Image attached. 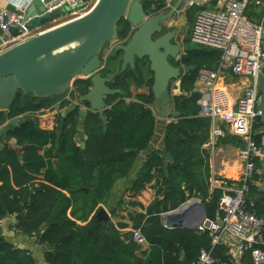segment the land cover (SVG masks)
<instances>
[{
	"label": "trees",
	"instance_id": "trees-1",
	"mask_svg": "<svg viewBox=\"0 0 264 264\" xmlns=\"http://www.w3.org/2000/svg\"><path fill=\"white\" fill-rule=\"evenodd\" d=\"M261 2L264 9V0ZM143 8L147 15L158 14L162 9L158 0H143ZM253 8L250 3L247 16L258 18ZM196 12L197 8H193L185 13L191 26ZM116 28V40L126 42L132 34L128 21L120 19ZM168 31L170 29H163L159 36ZM157 37L155 34L154 39ZM185 41L190 42L189 37ZM113 52L114 56L109 55L105 60L102 73L114 76L108 86L118 94L106 98L104 112H88L85 116L84 149L75 142L78 108L64 117H56L53 130L38 126V121L30 118L25 122L21 120L25 115L50 109L57 101H61L59 108L74 104L88 92L89 80L76 81L68 99H39L16 92L7 117L17 125L0 136V221L15 215L14 226L23 235L37 234L43 247L44 264H192L202 250L211 251L218 261L216 264H232L228 248H212L207 231L168 229L160 222L162 214L178 209L190 199L199 200L205 206L208 219L215 220L218 215L221 192L214 190L209 195L211 169L209 154L203 149L209 140L210 120L198 116V95L194 91L198 71L212 68L219 59L218 53L194 46L180 61L170 60L173 66L188 70L175 82L177 93H171L169 86L170 118L174 121L160 123L158 114L153 111L149 63L137 60L133 70L128 68L117 74L119 69L109 66L121 54ZM131 85L142 86L144 91L132 92ZM158 126L162 127L158 140L161 146L156 148L153 145ZM57 128L61 133L58 137ZM256 128L263 129L261 121ZM8 138L16 141L18 150L3 144ZM50 145H55V163L46 157L45 149ZM140 155L143 156L142 168L129 191L135 198L152 189V201L147 207L134 204L142 213H129L131 227L117 219L99 222L96 213L116 181L128 177ZM11 163L15 164L21 180L16 186L8 168ZM258 177L254 180L258 181ZM259 194L252 185L247 205L250 212L264 221V199H260ZM20 206L23 207L18 210ZM137 229L145 238V244L133 240L132 231ZM262 236L264 241V226ZM259 249L264 252V245ZM0 264L37 262L28 250L15 248L0 238ZM241 264H252L248 254Z\"/></svg>",
	"mask_w": 264,
	"mask_h": 264
},
{
	"label": "built area",
	"instance_id": "built-area-1",
	"mask_svg": "<svg viewBox=\"0 0 264 264\" xmlns=\"http://www.w3.org/2000/svg\"><path fill=\"white\" fill-rule=\"evenodd\" d=\"M96 1L83 4L81 0H53L43 4L40 0L47 13L60 8L66 10L56 25L64 24L69 17L83 16ZM158 1L162 8L159 13L168 12L176 2ZM250 3L256 9L263 6L261 0H187L175 14L180 22V18L185 16L188 9L197 8L189 33L190 43L213 50L219 55L212 68H202L198 71L194 86V91L198 95V116L210 120L209 140L203 146L209 154V163L214 161L218 140L227 133L244 143V148L238 152V159L242 164L238 180H219L213 173L210 174L209 188L221 192L217 204V217L221 225L215 222L216 219L210 220L206 217L196 229L208 232L212 248L227 247L233 264H241L246 254L249 255L252 264H264V252L259 249L264 245L262 236L264 221L250 212L247 205L250 188L252 185L256 186L254 178L260 173L258 163H264V132L263 129L256 128L261 121L257 81L264 67V11L262 14L255 13L259 15L258 18H249L247 10ZM26 7L15 13L0 11V29L6 34V39L0 47V54L44 29L24 31L15 38L8 35L10 29L23 28ZM167 27L172 28L173 22L167 24ZM230 83L235 84L233 90L228 88ZM176 84L174 93H177ZM68 97L69 95L65 99ZM57 108L58 104L52 109ZM48 111L49 109L45 110V113ZM157 120L161 119L157 117ZM162 120L174 121L170 117ZM13 231L22 234L15 226ZM132 233L135 242L146 243L140 230H133ZM29 237L36 246L43 249L37 234ZM28 253L30 254L29 251ZM217 262L211 251L202 250L192 264Z\"/></svg>",
	"mask_w": 264,
	"mask_h": 264
},
{
	"label": "water",
	"instance_id": "water-1",
	"mask_svg": "<svg viewBox=\"0 0 264 264\" xmlns=\"http://www.w3.org/2000/svg\"><path fill=\"white\" fill-rule=\"evenodd\" d=\"M37 1L28 4L23 28L10 29L8 35L15 38L24 31L50 28L0 54V136L17 125L16 121L6 123V117L18 90L32 93L39 99L61 97L70 94L76 81L89 80L91 86L85 95L78 98V105L86 106L93 113L104 112L107 109L106 98L118 94V91L108 86L114 76L103 75L100 53L104 46L116 41V25L122 18L130 24L132 34L126 42L115 47L121 54L117 74L124 73L128 68L133 70L137 60H147L153 80V110L161 119L157 121L163 123L162 119L171 116L169 86L184 74L181 68L170 64V60L176 59L181 50L174 42L178 31L172 29L157 39L154 35L162 33L163 23L171 20L187 0H176L168 12L154 15L146 14L143 0H97L86 14L60 26L56 24L66 10L60 8L47 13L45 6ZM89 2L91 0H81L83 4ZM4 39L6 34L0 29V47ZM257 87L260 92L258 110L264 130V67ZM27 120L24 117L21 121ZM138 159L143 160V156ZM259 198L264 199V195ZM95 217L99 222L110 220L102 208ZM205 218V206L200 201H192L162 214L160 222L168 229L196 230ZM215 222L221 225L219 217Z\"/></svg>",
	"mask_w": 264,
	"mask_h": 264
},
{
	"label": "crops",
	"instance_id": "crops-1",
	"mask_svg": "<svg viewBox=\"0 0 264 264\" xmlns=\"http://www.w3.org/2000/svg\"><path fill=\"white\" fill-rule=\"evenodd\" d=\"M32 1L33 0H0V11H9V12L15 13V12L22 10L26 6H28V4H31ZM52 1L53 0H41V2L43 4H47V3L52 2ZM37 2H39V0ZM62 24H59L58 26H60ZM49 28L50 27H47V29H49ZM47 29L44 28V30H42L41 32L38 31V33L35 34L33 37L38 36L39 34H41L42 32H44ZM120 43H122V42H118L116 40L114 43L107 44L108 47L106 45L102 48L101 53H100V59L103 62V66H104L105 60L109 57V55H110V57L114 56L113 51L115 50L116 45H118ZM111 52H113V53H111ZM104 54L106 55L105 57H103ZM120 63L121 62H120V57H119V58L115 59L114 62H112V65L109 67L111 69L114 68L115 70H118ZM177 85L178 84H176V86ZM132 86H134V87H132ZM233 87H235L234 83H230L228 85V88L230 90H233ZM134 89L136 90L137 86L131 85V91L132 92ZM18 91H21V90H18ZM143 91H144V89H143ZM140 92H142V91H140ZM174 92H176V91H174ZM25 95H32L33 97H35L32 93L25 94ZM51 98H66V95L61 96V97H51ZM60 103H61V101L55 102L54 104H52L50 106V109L54 108V106L57 104H58V108H59ZM74 108H78V116H77V121H76L75 142L77 143L78 146H81V148H82V144L83 143L85 144V141H86V137L84 135V130H83L84 119H85V116L87 115V113L90 112L86 106H84V105L80 106L77 103H75V104H71V105L59 108L58 112H57V109L56 110L52 109V111L50 113L48 111V113L46 114L45 110H41V111L36 112L34 115L29 114V115H25L24 117L30 118V120H33V121H38V126L39 125L43 126L47 130H53L56 127L55 118L58 116L64 117ZM7 122H9L8 117H6V123ZM0 128H1V126H0ZM263 132H264V130H263ZM56 133H57V137L59 135H61L59 128H57ZM159 136H160V133H159ZM158 138L156 137V139H158ZM2 142H3V144L6 143V145L8 147H10L14 150L19 149L16 141L12 138H8L6 141L4 140ZM160 143H161V141H160ZM54 148H55V145L54 146L50 145L45 149L48 151V154L46 155V157H47V159H50L52 161V163L56 162V159L53 156L54 155L53 152H55L53 150ZM84 148H82V149H84ZM242 148H244V143L240 139H238V138H236V137H234L228 133L218 140L217 145H216V154H215L214 161L210 163L211 173H213L215 175V178H218L219 180H227V181H236L239 179V177L241 175V171H242V164L238 159V152ZM50 150H52V153ZM228 153L229 154L232 153L233 156H236V158L235 157H229ZM19 154L20 153H18V160L20 158L19 161H21L22 159H21V156H19ZM52 156L54 159L52 158ZM258 167L260 169V173L258 175L259 179H258V181H256V187H257L258 193H261L258 195V197H259L260 195H263L262 192H264V163L259 162ZM8 168H9L14 186L18 185V183L21 180H20V178L17 177L18 173L16 172L17 169H16L15 164L11 163L8 166ZM141 168H142V160L136 161L135 164L133 165L132 170L130 171V174L128 175V177L116 181L111 193L109 194V196H108V198L104 204H106V203L108 204L109 200L112 197L117 196V194L121 195L122 192L119 191V193H118L116 191L119 188V186L124 187V185H125V187H126L125 192L130 199H138L139 198V200H137L135 202H131L132 207H135L134 204H138V203H140L144 207H147V205L152 200L143 204L141 202V198H140L143 194H145L144 192H146V191H144L143 193H141L139 196H137L135 198L132 197L133 193L129 191V188L131 186L132 181L135 179V177L137 176V174ZM121 183H125V184L121 185ZM212 193H213V191L211 189H209V195H212ZM190 200H191L190 202L199 201L196 199H190ZM123 202L125 203V201H123ZM187 202H189V201H187ZM102 209H104L107 212V214L110 217V220H116V219L118 220L119 218H122L121 216H119L120 212L117 213L116 210H114V207H112L110 209L111 214H112L111 216H110V211L108 212V210H106L104 207H102ZM138 209H139L138 213H142L140 208H138ZM132 211L133 210H127V214L129 215V213ZM15 222H16V216L15 215H10V216H7L4 219H2V221L0 222V238L4 239L7 243L13 245L15 248L28 250L30 252L31 256L36 260L37 264H44L43 255H42L43 249L36 246L34 241L30 237L25 236L23 234L14 233L13 226H14ZM228 255L230 256V260L232 261V258H231L229 251H228ZM232 264H233V262H232Z\"/></svg>",
	"mask_w": 264,
	"mask_h": 264
},
{
	"label": "rangeland",
	"instance_id": "rangeland-1",
	"mask_svg": "<svg viewBox=\"0 0 264 264\" xmlns=\"http://www.w3.org/2000/svg\"><path fill=\"white\" fill-rule=\"evenodd\" d=\"M92 2H93V0H91L90 3H92ZM263 11H264L263 8H261V9H255V8H253V10H252V12H254V13H260V14H262ZM69 18L70 19H67L65 21V23H68L69 21H72V20L76 19L77 17L76 16H73V17H69ZM180 19L181 20L179 22L178 18H176L174 16L168 22L163 23V27L166 28L167 24L173 22V28L177 29V31H178V34H177L176 39H175V42H176V44H178L180 46L181 50H180V53H179L178 57L175 59L177 61H180V57L183 56L187 52V50H189L191 47H194V45L192 43H190L189 41L188 42L185 41V38L186 37H189V33H190V30H191V24L189 22H187L185 16H183ZM45 28L47 29V27H45ZM160 36H162V35H160ZM160 36L158 35L157 38H159ZM31 38H33V37H31ZM157 38H155V39H157ZM107 47H108V45H107ZM105 56L106 55L104 54L103 57H105ZM181 69H182L183 73H185V71L188 70L187 67H182V66H181ZM175 82L176 81H173L170 84V92H172V93H174V91H175V88H174ZM132 87H134V86H132ZM143 89L144 88L142 86H138L136 90L135 89L133 90V92H140V91H143ZM159 128L161 129L160 126H158V130H159ZM157 134H158L157 136L160 138L159 133H157ZM158 139H155L156 141H155V143H154L155 145H153V147H156L157 148V147L161 146V143L158 141ZM228 156L229 157H235L236 158V156H233L232 153H230V154L228 153ZM122 184H125V183H121V185ZM125 190H126L125 185H124V187L119 186V188L117 189L116 192L119 193V191H120V192H122V194L121 195L120 194H117V196L112 197L109 200L108 204L107 203L106 204H103L104 206L101 205V207H104L106 210H108V212L110 211V209L112 207H114V210H116L117 213L120 212V215L119 216L122 217V218H119L118 220L120 222H124V223H127V224L129 223V225L131 227L132 226V220H131L130 216H128L127 210H133L132 212H134L136 210L134 213L137 214L138 211H139V209H138V207H132L131 202H135V201L139 200V198L138 199H130L127 196ZM144 193L145 194H143L140 197L141 198V202L143 204L146 203V202H148V201H150V200H152V198L154 197V191L152 189L146 190V192H144ZM123 201H125V203ZM188 201L190 202L191 200H188ZM111 215L112 214H111V211H110V216Z\"/></svg>",
	"mask_w": 264,
	"mask_h": 264
},
{
	"label": "flooded vegetation",
	"instance_id": "flooded-vegetation-1",
	"mask_svg": "<svg viewBox=\"0 0 264 264\" xmlns=\"http://www.w3.org/2000/svg\"><path fill=\"white\" fill-rule=\"evenodd\" d=\"M164 29H166V28L164 27ZM167 29H168V30L170 29V31H171L172 29H175V28H173V27H172V28H168V27H167ZM168 32H169V31H168ZM168 32H167V33H168ZM175 39H176V37H175ZM174 42H175V40H174Z\"/></svg>",
	"mask_w": 264,
	"mask_h": 264
}]
</instances>
